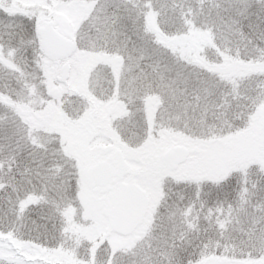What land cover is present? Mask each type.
<instances>
[{
  "label": "snow or ice",
  "instance_id": "1",
  "mask_svg": "<svg viewBox=\"0 0 264 264\" xmlns=\"http://www.w3.org/2000/svg\"><path fill=\"white\" fill-rule=\"evenodd\" d=\"M0 264H264V0H0Z\"/></svg>",
  "mask_w": 264,
  "mask_h": 264
}]
</instances>
